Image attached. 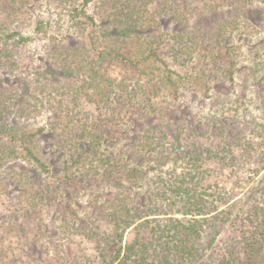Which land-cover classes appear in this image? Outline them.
<instances>
[{
	"label": "trees",
	"instance_id": "trees-1",
	"mask_svg": "<svg viewBox=\"0 0 264 264\" xmlns=\"http://www.w3.org/2000/svg\"><path fill=\"white\" fill-rule=\"evenodd\" d=\"M90 1L72 8L79 37L73 40L67 35L65 43H52L31 85L21 89L19 84L0 86V196L9 194L12 186L35 217L53 205L74 216L73 186L85 188L120 176L138 191L131 197L119 192L105 200L106 206L98 208L103 220H91V230L75 226L89 242H96L103 264H264V154L253 147L258 140L261 145L263 137L252 130L247 135L248 123L240 119L239 106L228 99L226 108L215 100L222 111L217 108L205 122L187 109L182 118L159 112L153 105H142L137 94L150 99L168 88L175 100L186 79L202 87L217 65L237 71V62L231 59L237 35L252 43V64L242 66L241 73L249 76L259 106L264 108V74L258 75L264 70L260 61L264 56V6L261 13L247 8L233 19L187 28L196 11L186 0H99L97 22L85 11ZM20 11V0H0V70L9 75L19 70L21 48L27 43L13 28ZM165 20L173 22L178 31L160 32ZM38 28L43 29L42 25ZM195 59L199 73L193 76L188 77V70L170 69L169 64L186 69ZM118 62L137 74L132 84L110 78L108 68ZM158 66L165 68L166 75H160ZM143 78L151 80L148 91L140 83ZM81 101L93 107L97 118L92 123L86 113L89 117L78 122L81 126L75 132L73 121L83 112ZM138 105L143 111L158 113V123L141 133L133 131L134 142L112 155L111 148L117 144H105L100 129L128 121L129 131L135 122L131 113ZM44 108L57 121L48 128H32L14 120L33 118ZM215 115L223 119V126L216 124ZM68 129L74 133H65ZM44 136L48 149L40 143ZM10 163L25 165L29 174L7 170ZM168 165L171 168L164 170ZM246 166L252 173L248 178L256 177L257 182L244 193L240 203L247 209L243 210L237 202L228 204L236 196L231 193L227 198L219 177L227 170L236 177L238 169ZM144 188L145 196L135 199ZM106 207L110 212L104 215ZM229 209L240 210L237 215L242 217L231 218ZM62 222L69 229L70 221L62 217ZM104 223L112 225L110 236L101 230ZM228 226L238 234H226L230 239L226 244L220 235ZM126 230L132 231L133 238L123 245ZM218 244L222 251L214 250ZM59 264L63 263L59 260Z\"/></svg>",
	"mask_w": 264,
	"mask_h": 264
},
{
	"label": "rangeland",
	"instance_id": "rangeland-1",
	"mask_svg": "<svg viewBox=\"0 0 264 264\" xmlns=\"http://www.w3.org/2000/svg\"><path fill=\"white\" fill-rule=\"evenodd\" d=\"M66 1V3H59V0H20L22 11H20L18 16L13 20V28L17 30L22 37L27 38V43L21 48L19 70L12 75L3 73L0 70V86L19 84V88L21 89L24 85H31L34 73L38 69V66L42 64L41 58H43L49 46L52 43H65L67 35L73 40H75V36L79 37L80 31L77 30L76 26L78 22H73L72 8H81L80 6H82L83 0ZM186 1L190 3L191 9H195L196 11L193 18L189 19L188 24L190 26L187 28L193 27L201 22L203 23L201 25L204 26L208 25V22L212 20H230L241 13L239 11H244L247 8L254 9L253 12L255 14L258 11L261 13L262 7L264 6V0ZM98 2L99 0H92L85 8L87 15L92 17L95 22L98 21L96 16ZM245 5L249 6L245 8ZM79 21L85 20L81 18ZM39 22L42 23L40 24L43 27L42 30L38 28V26L40 27ZM86 22L90 23L89 21ZM88 28L89 26L85 34L88 33ZM175 31H178V27L173 22L167 20L162 22L160 32L167 35ZM245 33H248V30H246ZM166 38L167 36L162 38L163 43H166ZM246 39V37L234 35V48L232 49L233 53L231 59L237 62V71L228 68L226 64L217 65L215 66V72L210 71V75L206 76L207 83L205 86L202 85V87H200L199 84L193 85L192 80L186 79L188 81L184 80L177 91V99L174 100L168 88H162L159 95H156L154 98L153 96H149L150 99H148L147 96L144 97L142 93L137 92L140 103L142 105L147 104V106L153 105L159 112L165 111L169 113V116L175 114L181 118L185 109H187L193 114H198L200 121L205 120V122H207V117L212 114L214 110L218 108L217 110L219 112L222 111V107L214 105L215 100L219 99V103L221 102L222 106L226 108V99H228L229 103L232 102L231 104L234 106H239L240 119L248 123V129H246L247 133L249 130H252L253 133H260L261 137H263L262 144L260 145V140H258V143L256 140L255 143H257V145L253 147L264 154V108L259 106L260 99H256L255 97V87L250 83L251 80L248 78L249 76L247 77V74L241 73L242 66L248 67L252 64L249 61V47L252 46V43L250 45ZM86 44L90 49L88 39H86ZM167 45L168 48H170V45ZM169 60H167L168 63ZM256 61L258 62L259 60ZM260 61L264 62V56L261 57ZM188 63L186 69L176 64L169 65L171 71L182 73L181 71L188 70L189 77L195 75L199 69L194 65L197 64V59ZM158 68L160 69L159 73H161V76L166 75L163 66H158ZM228 71H231L230 73L232 74ZM222 72L224 74H222ZM108 73L110 78L117 80V82L124 79L128 84H132L134 78L137 76L130 67L119 64V62L111 65V67L108 68ZM259 74L263 75L264 70L258 72V75ZM22 78H26V81L21 82ZM172 78L174 80L176 79L175 74L172 75ZM246 79L247 84L244 85ZM69 82L71 83V81ZM140 83L145 91H148L152 85L150 78L140 79ZM236 101L237 103H234ZM64 103L71 109L69 98L65 97ZM81 108L83 111L82 114L78 115L73 121L77 126L72 128L75 132H78L81 126L78 122L84 121L83 118L86 116L89 117L88 114L93 119L92 123H94L97 118L96 114H94L93 107L86 105L83 101H81ZM244 108L246 110H244ZM131 115L135 122L132 124V128L129 131L127 130L128 121H117L118 124L115 126L100 129L106 140L105 144H117L114 145V148H111L112 155L116 152L117 148L134 142V132L138 131L141 133L151 123L154 124L159 121L158 113L154 115L150 113L149 109L143 111L140 106L137 110H134ZM227 115H229V112H227ZM54 117L55 115L52 111L44 108L38 116L30 119L15 118L14 120L16 123L29 125L32 128L40 126L48 128L57 122L53 121ZM215 119L216 124L223 126L221 124L223 119H220V116L215 115ZM71 126L69 128H71ZM214 127L216 128V126ZM124 130H126V132ZM65 133L73 134L74 132H69L68 129L67 131L65 130ZM247 135H249V133ZM40 143L41 146L43 145L46 149L49 148L45 136L41 138ZM259 151L258 153H260ZM169 168H171L170 165L165 166L164 170H169ZM6 169H14L19 172L22 171L27 175L29 174L27 167L23 164L10 163ZM250 169L249 166L240 167L236 177L228 173L229 171L227 170L224 172L223 177H219V183L224 185L223 192L228 194L227 198L230 197L229 195L231 193L233 197L236 196V198L229 199L228 204L237 202V204L239 203V209L243 210H246L247 207L242 205L240 201L245 197L246 194L244 193L257 182L256 177L253 180L248 178L252 176ZM137 184H143V182H137ZM151 187L155 189V187ZM72 188L74 196L72 199L75 202L72 206L76 211L74 216L66 210L57 208L59 205H53L47 211L42 212L39 217H35L30 213L29 206L25 205L24 201H21V194H19L17 190H14V187L9 186V194L0 196V264H59V260L60 263L63 264H103L96 242H89L82 235V230L75 226H86L87 229H90L91 220L96 221V223L103 220L101 214L98 212V208H100V206H106L105 200L109 201L110 198L113 199V195L119 192L124 193L125 197L126 195L131 197L135 191H138L137 187L133 186L131 182L126 181L122 177L116 176L111 180L96 182L85 188L78 186H73ZM145 188L144 190H139L141 194L136 196L135 199L145 196ZM17 195H19V198ZM147 201H149L148 198ZM107 209L106 207L103 213L104 215L110 212V209ZM229 211L232 213L231 218H235L236 216V218L239 219L242 217L237 215L240 210H234L232 212L231 209H229ZM62 217L70 221V225H73L74 228L70 230V226L69 229H65ZM59 218H61V220H59ZM61 230H63V232H61ZM101 230L104 232V235L110 236V234H112L111 223L102 224ZM231 231L233 232V236L237 237L238 233L235 229ZM231 231L228 226L220 235V239L222 238L224 241H227L226 244L230 242L226 234L230 235ZM132 238V231L126 230L123 233L122 244L124 245V243L131 241ZM219 246L220 244L214 247V250L222 251V248Z\"/></svg>",
	"mask_w": 264,
	"mask_h": 264
}]
</instances>
